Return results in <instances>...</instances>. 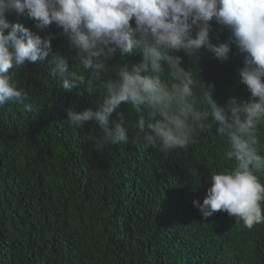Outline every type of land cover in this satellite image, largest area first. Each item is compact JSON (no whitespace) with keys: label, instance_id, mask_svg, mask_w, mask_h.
I'll return each instance as SVG.
<instances>
[{"label":"trees","instance_id":"16d2710c","mask_svg":"<svg viewBox=\"0 0 264 264\" xmlns=\"http://www.w3.org/2000/svg\"><path fill=\"white\" fill-rule=\"evenodd\" d=\"M8 20L51 37L53 50L74 66V52L55 23L40 30L26 15ZM229 39L213 21L210 43ZM230 48L226 60L201 49L196 67L177 53L181 67L214 85L220 106L230 97L250 99L238 72L243 60ZM139 59L117 54L110 63ZM50 68L46 59L14 69L31 111L14 103L0 107V264H264V223L248 229L226 212L203 218L193 207V200L205 198L210 175L231 165L215 125L186 151L163 154L137 136L136 122L141 116L147 122L146 113L121 104L117 112L125 115L129 142L98 152V127L71 128L66 112L94 110L102 93L66 92Z\"/></svg>","mask_w":264,"mask_h":264},{"label":"clouds","instance_id":"9594fccd","mask_svg":"<svg viewBox=\"0 0 264 264\" xmlns=\"http://www.w3.org/2000/svg\"><path fill=\"white\" fill-rule=\"evenodd\" d=\"M13 13L26 15L40 30L53 23L61 28L74 66L53 50L51 37L10 22ZM213 21L227 30L229 42L210 43ZM230 45L243 60L238 72L250 99L230 97L220 106L214 85L206 86L191 69L201 49L226 60ZM180 52L191 62L188 70L181 67ZM117 54L140 59L113 65ZM46 59L49 75L64 91L83 87L102 93L94 110L66 112L71 128L88 122L98 127V152L129 142L125 115L117 112L121 104L146 113L147 122L144 116L136 122L137 136L163 154L186 151L215 125L228 145L223 159L231 165L210 175L205 198L193 200V207L203 218L226 212L248 229L264 223V0H0V107L14 103L32 110L14 69Z\"/></svg>","mask_w":264,"mask_h":264}]
</instances>
